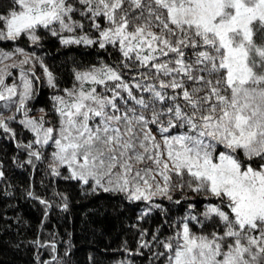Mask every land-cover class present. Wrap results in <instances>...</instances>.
<instances>
[{"label": "snow or ice", "instance_id": "6c2138e0", "mask_svg": "<svg viewBox=\"0 0 264 264\" xmlns=\"http://www.w3.org/2000/svg\"><path fill=\"white\" fill-rule=\"evenodd\" d=\"M46 40L78 52L64 85ZM0 138L18 166L158 213L129 256L264 264V0H0ZM28 196L43 227L53 202ZM51 235L36 264H65Z\"/></svg>", "mask_w": 264, "mask_h": 264}, {"label": "trees", "instance_id": "16d2710c", "mask_svg": "<svg viewBox=\"0 0 264 264\" xmlns=\"http://www.w3.org/2000/svg\"><path fill=\"white\" fill-rule=\"evenodd\" d=\"M45 47L37 50L44 54L45 61L59 77L61 85L66 83L71 67L65 64L69 55L78 56V52L66 54L54 41H44ZM30 50V49H29ZM91 58V57H90ZM48 89L44 88V96L36 107H43ZM26 158L25 153L18 150L9 139L0 138V170L5 178L0 180V264H36L37 256L50 259L51 250L36 249L30 246L37 238L42 241L52 240L55 233L57 255L65 264H150L144 256H129L121 250L127 246L133 252L137 247V229L133 224H142L145 228L154 229L160 220L158 213L147 222L138 221L137 215L143 209V203H129L122 196H99L81 194L78 187L70 186L68 181H56L46 175V165L40 164L36 170L30 166H18ZM31 191L35 195L53 202L44 226V206L38 200L28 196ZM53 192L63 193L68 197V210L61 211L60 199ZM167 206V201L164 202ZM183 209L179 212L182 213ZM19 245V247H17ZM71 248L69 255L65 250Z\"/></svg>", "mask_w": 264, "mask_h": 264}, {"label": "rangeland", "instance_id": "374dc122", "mask_svg": "<svg viewBox=\"0 0 264 264\" xmlns=\"http://www.w3.org/2000/svg\"><path fill=\"white\" fill-rule=\"evenodd\" d=\"M119 264H122V263H119Z\"/></svg>", "mask_w": 264, "mask_h": 264}]
</instances>
